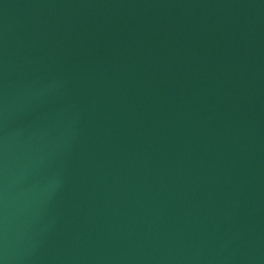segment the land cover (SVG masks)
<instances>
[{"label": "water", "instance_id": "obj_1", "mask_svg": "<svg viewBox=\"0 0 264 264\" xmlns=\"http://www.w3.org/2000/svg\"><path fill=\"white\" fill-rule=\"evenodd\" d=\"M0 264H264V0H0Z\"/></svg>", "mask_w": 264, "mask_h": 264}]
</instances>
